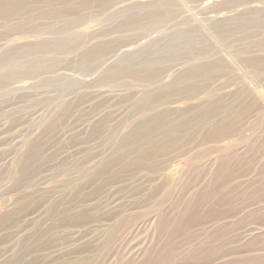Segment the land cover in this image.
Masks as SVG:
<instances>
[{
    "label": "rangeland",
    "instance_id": "rangeland-1",
    "mask_svg": "<svg viewBox=\"0 0 264 264\" xmlns=\"http://www.w3.org/2000/svg\"><path fill=\"white\" fill-rule=\"evenodd\" d=\"M0 264H264V0H0Z\"/></svg>",
    "mask_w": 264,
    "mask_h": 264
},
{
    "label": "bare ground",
    "instance_id": "bare-ground-1",
    "mask_svg": "<svg viewBox=\"0 0 264 264\" xmlns=\"http://www.w3.org/2000/svg\"><path fill=\"white\" fill-rule=\"evenodd\" d=\"M183 50H184V48H183ZM171 52H173V51H171ZM188 62H190V61H188ZM149 63H152V62H149ZM188 66H189V64H188ZM211 67H214V66L211 65V64H209V65L208 64L207 65L206 64H203V65H198V64L197 65H190L188 68L185 69L184 72H182L179 76H177L174 79V84L183 93L190 94L195 88L194 87L195 85L192 86L190 84V83H192L193 79H195L198 76L206 74L207 70H211ZM153 93H150L148 102H145L144 104L140 105L141 107L143 106L144 110L146 108H149V107L153 106L154 103L156 102L157 95H156V93L155 94H153ZM198 110L199 111H205L206 115L208 114L207 110L205 108H203V106H200V108H198ZM163 117H164L163 113H153L152 115L148 116V118H146L144 121L139 123V125L137 127L133 128V132H135V133L136 132H141V133H143V135H146V134L152 135V134H155V133L159 134V133H161L160 132L161 130H163L164 128L167 127L166 126V122H165L166 120ZM198 118H201V117H198ZM198 118L197 117H191V118H188V119L185 118L183 120V122L185 121V124H189L190 121L193 120V119H194V121L199 122L200 120ZM181 120L178 123H181ZM170 129L172 131H176V129H173V126H171ZM178 129L179 128H177V130ZM172 133H175V132H171V134ZM124 146H126V145H124Z\"/></svg>",
    "mask_w": 264,
    "mask_h": 264
}]
</instances>
